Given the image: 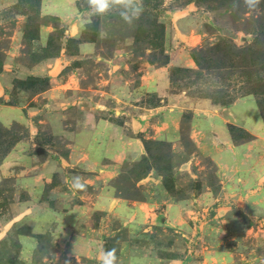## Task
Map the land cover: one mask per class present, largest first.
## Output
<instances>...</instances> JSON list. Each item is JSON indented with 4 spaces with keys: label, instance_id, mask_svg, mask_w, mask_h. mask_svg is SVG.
I'll return each instance as SVG.
<instances>
[{
    "label": "rangeland",
    "instance_id": "1",
    "mask_svg": "<svg viewBox=\"0 0 264 264\" xmlns=\"http://www.w3.org/2000/svg\"><path fill=\"white\" fill-rule=\"evenodd\" d=\"M136 6L0 0V264H264V0Z\"/></svg>",
    "mask_w": 264,
    "mask_h": 264
},
{
    "label": "crops",
    "instance_id": "2",
    "mask_svg": "<svg viewBox=\"0 0 264 264\" xmlns=\"http://www.w3.org/2000/svg\"><path fill=\"white\" fill-rule=\"evenodd\" d=\"M246 104L249 105L248 109L251 110V113L248 117H252V119L251 120L249 119L248 122L243 121V118H241L240 115L244 116V114H241V110L238 111L239 106H243ZM254 108H255L254 103L251 100H249V99L241 100V101L236 102V104L231 106V108H224L223 110H221V111L226 112L225 116L220 115L218 112L217 114H215V116L213 118L215 123L218 122L217 123L218 126H216V128H213V130L215 129V132H217V131H219L218 129H220L221 130L220 134L222 135L219 138V135H215L214 133H212L213 138L217 139L218 142L220 140H225L227 142V144H226L228 147L227 153L230 156H232V158L235 159L236 164H239V162H237V160H239L240 158H243L244 155L247 154V151H250V149H256V151L260 152L261 148L263 146V144L261 143L262 138H260V137L264 136L263 125H262L261 120L258 117L257 110H255ZM1 115L2 116H0V118H1L2 123L4 125H7V126L10 125L9 124L10 122H8L7 117L3 113V109L1 110ZM211 117H213V116L211 115ZM231 124L237 125V126L242 127V128H244V127L247 128L250 132L253 133L254 137H259V139L256 138L252 142L237 145L233 141V137H232L231 130L229 127V125H231ZM211 131H212V129H211ZM206 135H207L206 132H204V131L200 132L199 138L201 141H197L198 147H201L202 145L204 148L206 147V145L204 144V142L207 141V138H208ZM193 136H195V135L193 134ZM202 140H204V141H202ZM215 143H217L216 140H215ZM204 148H201V149L204 150ZM130 151H131V147H129L128 152H130ZM116 154H118V153H116ZM112 158H113V160L116 159V157L115 158L112 157ZM53 166H54V164H52L51 167H53ZM237 168H241V167L240 166H238V167L234 166V170L236 172L239 170Z\"/></svg>",
    "mask_w": 264,
    "mask_h": 264
},
{
    "label": "clouds",
    "instance_id": "3",
    "mask_svg": "<svg viewBox=\"0 0 264 264\" xmlns=\"http://www.w3.org/2000/svg\"><path fill=\"white\" fill-rule=\"evenodd\" d=\"M90 9L93 11L94 15H104L110 11L113 5H120L124 8V11L120 15L125 20H131L132 17L129 16V11L134 15L140 13V8L136 6V0H87ZM258 3V0H245V3ZM138 17V16H137ZM74 186L77 188H84V184L80 182V178H74ZM116 249H110L103 252L100 264H116Z\"/></svg>",
    "mask_w": 264,
    "mask_h": 264
}]
</instances>
